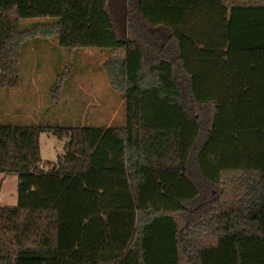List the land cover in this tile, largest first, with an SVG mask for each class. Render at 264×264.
Instances as JSON below:
<instances>
[{"label":"trees","instance_id":"1","mask_svg":"<svg viewBox=\"0 0 264 264\" xmlns=\"http://www.w3.org/2000/svg\"><path fill=\"white\" fill-rule=\"evenodd\" d=\"M107 2L0 0V88L21 84L28 40L55 38L108 52L126 108L103 127L0 111V173L19 180L0 264H264V0H118L127 37ZM43 132L65 141L53 163Z\"/></svg>","mask_w":264,"mask_h":264},{"label":"rangeland","instance_id":"2","mask_svg":"<svg viewBox=\"0 0 264 264\" xmlns=\"http://www.w3.org/2000/svg\"><path fill=\"white\" fill-rule=\"evenodd\" d=\"M108 11L116 32L128 36L129 18L118 0H108ZM38 19H26L32 22ZM28 40L21 59L22 82L17 87L0 88L1 121L7 124H43L50 126H109L124 121L126 115L123 96L112 88L103 65L109 53L98 48L71 51L62 48L58 39ZM48 40V41H47ZM29 45V46H28ZM72 62V66H70ZM64 72L61 96L57 103L52 91L60 73ZM66 76V77H65ZM41 156L45 163H53L64 151L62 139L52 132L41 134ZM18 174L0 173V206L18 205ZM81 207L76 214L81 216ZM73 213V209L69 211ZM76 221H69L66 233L70 238L60 239L62 247L69 244ZM64 223V221L62 222ZM70 240V241H68ZM78 245V244H77Z\"/></svg>","mask_w":264,"mask_h":264},{"label":"crops","instance_id":"3","mask_svg":"<svg viewBox=\"0 0 264 264\" xmlns=\"http://www.w3.org/2000/svg\"><path fill=\"white\" fill-rule=\"evenodd\" d=\"M39 41H40V42H45V40H39ZM39 41H38V42H39ZM47 41H48V40H47ZM33 43L36 44L37 42L33 41ZM28 46H29V45H28ZM23 56H24V54H23Z\"/></svg>","mask_w":264,"mask_h":264}]
</instances>
